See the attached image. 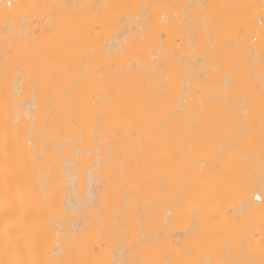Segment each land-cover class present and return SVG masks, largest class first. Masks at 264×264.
Wrapping results in <instances>:
<instances>
[{
    "label": "bare ground",
    "instance_id": "bare-ground-1",
    "mask_svg": "<svg viewBox=\"0 0 264 264\" xmlns=\"http://www.w3.org/2000/svg\"><path fill=\"white\" fill-rule=\"evenodd\" d=\"M4 1L0 0V264H190L221 256L229 264H261L264 196L259 201L256 196L264 192V0ZM128 4L134 7H124ZM181 8L191 21L178 28L190 29L173 40L167 28L173 31ZM38 10L44 13L37 18L39 33L35 28L29 33L26 25L32 22L21 24L19 16ZM213 17L220 20L218 25L210 23ZM95 28L101 30L94 33ZM50 30L74 40V67L66 74L59 72L51 86L44 83L41 69L57 67L67 49L47 34ZM209 31L211 38L205 40ZM132 34L145 41L138 46L139 59L119 55ZM176 40H181L180 46ZM105 47L117 54L108 56ZM90 51L93 58L87 61L85 79L103 78L107 87L94 85L81 100L72 81L84 67L81 57ZM19 59L25 61L22 68L33 70V81L41 82L35 97L27 77L12 71ZM179 68L186 70L185 81ZM181 81L185 91L179 86L180 94L175 93ZM141 83L147 87L141 89ZM162 86L166 98L158 94ZM49 87L52 96L46 94ZM64 92L68 95L61 97ZM143 92L148 95L134 98ZM97 93L102 97L99 103ZM209 95L213 103L207 101ZM73 101L76 107L70 110ZM83 111L85 119L80 116ZM121 114L124 119L118 118ZM217 125L222 133L214 131ZM242 125L251 128L249 138L232 148L230 143L242 139ZM170 138L174 139L168 143ZM180 143L184 151L173 172L167 164V184L160 177L165 163L148 177L149 156L159 161ZM189 144L194 151H187ZM182 170H187V179L180 176ZM194 182L207 193L199 208L203 215L195 217L196 206H189L192 193L184 191ZM213 212L217 216L211 223ZM205 223L210 225L204 228ZM194 224L199 229L195 234ZM170 228L179 231L170 234ZM227 233L233 237L225 250L221 237ZM205 234L216 238L211 250L203 246ZM133 242L138 244L135 249Z\"/></svg>",
    "mask_w": 264,
    "mask_h": 264
},
{
    "label": "snow or ice",
    "instance_id": "snow-or-ice-1",
    "mask_svg": "<svg viewBox=\"0 0 264 264\" xmlns=\"http://www.w3.org/2000/svg\"><path fill=\"white\" fill-rule=\"evenodd\" d=\"M124 7L131 8V7H134V5L128 4V5H124ZM140 7L143 8L142 5ZM262 7H264V2H262ZM82 11L86 15L87 12H88L87 6H85L82 9ZM204 19L208 20V16L205 15ZM210 23L213 24V25H218L220 23V20L218 18L213 17L211 19ZM54 28H55V26H54ZM100 30H101L100 28H95V29H93V32L96 33V32H99ZM130 31H132L134 33V30H130ZM240 31H243V29L241 28ZM47 34L49 36L53 37L56 42L62 44L63 47L65 49H67V55L63 58L62 62L58 63L57 67H53L50 71H46L44 69H41V72H44V83L49 85V86H51L53 84V82L57 80L59 72H62V73L66 74V73L70 72L73 69L74 65H73L72 53H73V48H74V40H73L72 36L58 35L54 30H50ZM204 38H205V40H210V38H211L210 31L205 33V37ZM217 42H219V40H217ZM143 44H145L144 39L139 38L135 34H132V35L126 37L124 43L121 45V47L119 49V55H121V56H130V57H135L136 59H139L140 56H141V51L139 50L138 46L139 45H143ZM224 47H227V44H225ZM104 51H106L107 55L110 56V57L117 54V53H115V52H113L111 50H108L107 47H105ZM92 58H93V53L91 51L87 55L81 57V61L84 63V67H82L80 69V71L78 72L77 78L72 81V87L75 88L79 92L81 100H84L87 97V93H88V91L90 90V88L92 86L99 85V87L101 89H104V88L107 87V82L103 78H100L97 81H89V80L85 79L89 75V67L87 65V61L91 60ZM133 62H135V61H133ZM116 63H117L116 60H113L111 62V66L115 67ZM126 63H127V61H125V64ZM24 64H25V61L23 59H19L12 66V71L14 73H16L17 77H19L21 74H23V76L27 77L28 88H29L32 96L35 97V94L38 91H40V89H41V82H40L39 79H37L35 82L33 81V79H32L33 70L31 68H22V65H24ZM95 75L96 76H100V72L97 71L95 73ZM165 86H162L160 91H159V93H158L159 95L163 96L164 98H166L165 93L163 91V88ZM139 87L141 89H144V88L147 87V85L144 84V83H141L139 85ZM22 90H23L22 88L16 89L17 92H20ZM46 94L48 96H52L51 87H49V90H48V92ZM65 95H68V93L67 92L62 93L61 97L65 96ZM147 95H148L147 92H143L139 96H134V98L135 99H141L143 97H146ZM246 98L247 97H245V99ZM95 100L98 103L102 100V97L100 96L99 93H97V95L95 96ZM207 101L209 103H213L214 102L213 98L211 97V95H209L207 97ZM148 103H149V105H151L152 100L149 99ZM4 107H5V110H6L7 109V97L6 96H5V100H4ZM75 107H76V102L73 101L69 105V108L71 110V109H73ZM101 107L107 109V108H111V105L110 104H101ZM49 115H54V113L49 112ZM176 115H179V113H176ZM244 115L247 116V113L245 112ZM80 116H81V119H85L87 117V112L86 111L81 112ZM118 118L119 119H124L125 117H124L123 114H121ZM213 119H215L214 116H213ZM202 122H203V116H202ZM234 122H238V120H236ZM72 123H75V121H72ZM225 123H226V121H225ZM192 127H193V135H195L196 134V129H195L194 124L192 125ZM214 131L216 133H222L223 132V128H222V126L217 125L215 127ZM250 133H251V128H247V127H244L242 125L241 128H240V135L242 137L241 141L239 142V144L238 143H230L229 146L232 147V148H236L238 146H242L245 143V141L248 140ZM261 133H262V135H261V146L262 147H261V151H260V158H261L262 161H264V120L261 121ZM113 134L114 135L116 134L115 129L113 130ZM93 135H95V132L93 133ZM227 135L229 137H231V136L234 135V133L230 130L227 133ZM153 137H155V133H153ZM196 138L199 139L200 137L197 136ZM131 139L134 140L135 137H132ZM173 139L174 138H170L169 141H167V142L171 143ZM189 139H191V137ZM180 140L182 141V137H180ZM117 147H119V145H117ZM204 147L206 148L207 145L205 144ZM194 150L195 149L192 147V145L189 144V147H188L187 151L192 152ZM142 151H143V149H141V152ZM183 151H184V149H183L182 143H180L177 146L176 151L172 152L170 155L162 156L159 159V161L157 159H152L151 155H150L149 159H148V163H147V166L149 168V172L147 173L148 177L152 176V174H153L152 170H156L159 167L160 164H164V163L168 164L170 173L173 172L174 168H175V163L174 162L177 161L181 157ZM109 160H111V157H109ZM54 162L55 161H53V163ZM117 167L119 168L120 165H117ZM131 167H132V165L129 164V168H131ZM137 168H139V162L137 163ZM214 170H218V168H216ZM180 176L185 178V179H187V170H182L180 172ZM160 177H161V179H163L165 177V174H164L163 171L160 172ZM132 179L134 181H138L139 177L136 176V175H133ZM200 179L203 180L204 178L201 177ZM237 182L239 183L240 181H237ZM120 183H122V184L125 183V179L123 177L121 178ZM194 185L195 186L192 187L191 189L186 185L185 189H184L185 192L191 191V193H192V199L189 201V206L194 204L196 206V208H197V211L192 213L193 217L203 215V213L201 211H199V208H200V204H201L202 200L207 196L206 192H201L199 184H195V182H194ZM197 193H200V194L198 195ZM261 196H264V192H262L261 195H257L256 199H261ZM197 231H199V229L196 228L195 224H194V226L192 228V233L195 234ZM232 237H233L232 233H227L223 237H221L225 241V244H224L225 250H228V248H229L228 241L231 240ZM129 238H131V237L129 236ZM215 243H216V238L212 234H205L204 239H203V246H204L205 249L211 250L214 247ZM137 247H138V244L136 242H133V248L135 249ZM16 264H21V262L18 261V262H16ZM69 264H71V262H69ZM80 264H96V262H93V261H81ZM164 264H166V262H164ZM190 264H229V261H228V259L226 257L221 256V258L219 260L206 259V260H202V261H192V262H190ZM233 264H239V262L236 261V262H233ZM261 264H264V261H261Z\"/></svg>",
    "mask_w": 264,
    "mask_h": 264
},
{
    "label": "rangeland",
    "instance_id": "rangeland-1",
    "mask_svg": "<svg viewBox=\"0 0 264 264\" xmlns=\"http://www.w3.org/2000/svg\"><path fill=\"white\" fill-rule=\"evenodd\" d=\"M219 1H220V0H219ZM4 2L7 4L6 1H4ZM220 2H221V1H220ZM246 4H247V3H246ZM246 4H245V5H246ZM246 6H248V4H247ZM244 8H246V7H243L242 9L244 10ZM174 9H175V7L173 8V10H174ZM178 9L180 10V8H178ZM178 9L176 8L175 10H178ZM39 11H40V12H39ZM186 11H187V10H186ZM186 11H185V10H182V8H181L180 13L178 12V14H179L178 17H177L178 14H175V13H174V14L176 15L175 18H177V19L180 18V19L176 20L177 22L174 23V24H176V25H175V27H174V25H173V28H172L173 31L170 29V27H172V26H169V27L167 28L168 30H170V31H169V32H170L169 35L172 34V36H174V37H173V40H175V39L177 38V37H175V36H177L178 34H179V38H180L182 35L185 36V35H186V31L190 29V27L187 28V27H183V26H182V27H183V30H186V31H184V32H185V35H184V32H182L183 30H182V29L180 30V28H178L179 25L183 24V25L185 26V24H186L188 21H191L189 18L185 19V16H183L184 13H185ZM175 12H176V11H175ZM187 12H188V11H187ZM35 13H36V14H35ZM35 13H31V12H23V13H21V15L19 16V19H20L21 24H24L25 21H30V22H32L30 25H28L29 23L26 25V26H27V31H29V33H30V32L33 33L31 28H33V29L35 28L34 30L37 31L36 33H39L38 25H37L36 22H37V20H38L39 18L42 19V18L44 17V16H43L44 13H42L41 10H38V12H35ZM31 14H32V15H31ZM38 14H40V15H38ZM37 18H38V19H37ZM196 18H197V17H195L193 20H197ZM164 19H165V18H164ZM23 21H24V22H23ZM174 21H175V20H174ZM174 21H172V22H174ZM180 21H181V23H180ZM186 21H187V22H186ZM177 23H178V25H177ZM188 23H189V22H188ZM25 24H26V23H25ZM171 24H172V23H171ZM171 24H170V25H171ZM31 25H32V26H31ZM28 26H29V27H28ZM36 26H37V27H36ZM180 27H181V26H180ZM182 27H181V28H182ZM174 28H175V29H174ZM185 28H187V29H185ZM178 31H179V32H178ZM188 32H189V31H187V33H188ZM34 33H35V32H34ZM36 33H35V34H36ZM167 33H168V32H167ZM180 34H181V36H180ZM166 35H168V34H166ZM172 36H171V37H172ZM183 36H182V37H183ZM165 37H166V36H165ZM171 37H170V38H171ZM168 38H169V37H168ZM181 39H182V38H181ZM177 40H178V39H177ZM177 40H176V41H177ZM176 41H175V42H176ZM182 41H184V39H182ZM184 42H185V41H184ZM184 42H182V44H181L182 47H183ZM180 43H181V40H180L179 42L177 41V43H175V44L178 46ZM185 44H186V43H185ZM179 46H180V45H179ZM179 48H180V47H179ZM180 50H182V49H180ZM182 52H183V51H182ZM180 53H181V52H180ZM183 53H184V52H183ZM180 55H183V54H179L178 57H180ZM182 57H183V56H181V59H182ZM181 59H179V62L181 61L180 63L183 62ZM220 59H221V57H220ZM220 61H221V60H219V63H222V61H221V62H220ZM227 61H228V60H227ZM227 61H226V62H227ZM232 62H233V61H232ZM232 62H231V60L229 59V64H233V63H234V62H233V63H232ZM183 63H184V62H183ZM183 63H182V65H181V67H183V65L185 64V63H184V64H183ZM179 65H180V64H179ZM183 71H184V74H183ZM185 71H186V70H184V68H183V70H181V68H179V73L181 74V76L184 75V77H181V76H180L181 79L183 78L182 81H183V80L185 81V79H187V78H186ZM179 73H178V74H179ZM178 74H177V75H178ZM180 74H179V75H180ZM176 77H177V79H178V76H176ZM184 78H185V79H184ZM181 79H180V80H181ZM178 81H179V80H178ZM182 81H181V85H177L176 90H175V93L180 94L181 91H180V89H179V86H183V87H180V88H181V89L183 88V90L185 91V88H184L185 85L182 84V83H185V82H182ZM179 83H180V82H179ZM177 84H178V83H177ZM214 84H215V83H214V81H213V82H212V85H214ZM183 90H182V91H183ZM200 96H201V95H200ZM200 96L198 95V97H200ZM240 98L243 99L242 97H240ZM166 170H167V164L165 163V164H164V171H165L164 174H165V177L163 178V179H164V184H167ZM165 193H166V192H165ZM166 202H167V200L165 199V200H164V204H165V205H166ZM165 208H167V207H165ZM216 216H217V213H214V212H213V214H212V216H211V220H210L209 222L213 223L214 221H216ZM209 225H210V223H205V224L203 225V227H204V228H207ZM165 230H166V229H165ZM168 231H169V233L171 234V233L176 232V231H179V230H175V229H173V228H170V229H168Z\"/></svg>",
    "mask_w": 264,
    "mask_h": 264
},
{
    "label": "built area",
    "instance_id": "built-area-1",
    "mask_svg": "<svg viewBox=\"0 0 264 264\" xmlns=\"http://www.w3.org/2000/svg\"><path fill=\"white\" fill-rule=\"evenodd\" d=\"M5 1L10 2V0H5ZM8 4H9V3H8ZM263 18H264V13H263ZM257 201H259V200L257 199Z\"/></svg>",
    "mask_w": 264,
    "mask_h": 264
}]
</instances>
